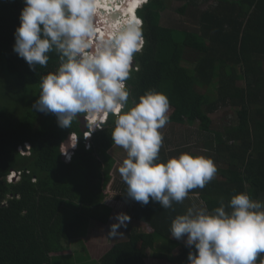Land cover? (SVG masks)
Instances as JSON below:
<instances>
[{"label": "trees", "instance_id": "1", "mask_svg": "<svg viewBox=\"0 0 264 264\" xmlns=\"http://www.w3.org/2000/svg\"><path fill=\"white\" fill-rule=\"evenodd\" d=\"M104 4L99 22H108L112 8L114 14L122 7L119 20L138 7L135 0ZM23 6V0H0V264H73L67 255L71 242L85 244V258L98 264H147L149 252L159 264H188V252L195 249L170 235L172 219L186 205L174 204L175 211L151 200L141 205L127 197L122 180L112 199L130 202L131 220L150 232L134 226L100 248L88 241L91 224L107 225L113 211L106 190L116 165L110 152L116 146L110 134L114 117L86 139L87 114L62 129L55 115L33 108L42 76L55 71L59 60L50 53L47 68L33 71L13 51ZM136 15L143 21L145 46L136 57L139 71L127 82L132 97L149 89L166 94L169 124L198 123L202 144L192 147L203 146V155L218 168L210 183L189 195L197 194L209 210L240 191L264 200V0H148ZM221 110L230 115L219 130L210 116ZM72 135L77 144L66 161L62 147ZM25 145L29 150L22 154ZM189 147L185 141L174 144L176 152L169 155ZM169 157L161 150V160ZM13 173L18 179L9 181Z\"/></svg>", "mask_w": 264, "mask_h": 264}, {"label": "clouds", "instance_id": "2", "mask_svg": "<svg viewBox=\"0 0 264 264\" xmlns=\"http://www.w3.org/2000/svg\"><path fill=\"white\" fill-rule=\"evenodd\" d=\"M147 2L139 0L134 6L142 4L139 10ZM23 5L13 51L33 71L38 65L47 68L50 53L59 60L55 71L42 76L33 108L55 115L62 129L87 114L90 136L113 116L112 142L126 152L118 171L128 198L141 205L151 200L175 211L174 204H182L217 176L211 157L181 152L160 158L170 100L154 89L133 98L127 86L133 71H139L136 57L145 46L137 10L136 16H121L101 32L96 17L104 0H23ZM72 136L74 148L77 138L73 141ZM201 205L188 207L170 224L171 238L195 249L188 252V264H264V200L240 191L227 203L221 198L212 210ZM130 219L126 213L117 214L108 236L123 235L119 230Z\"/></svg>", "mask_w": 264, "mask_h": 264}, {"label": "rangeland", "instance_id": "3", "mask_svg": "<svg viewBox=\"0 0 264 264\" xmlns=\"http://www.w3.org/2000/svg\"><path fill=\"white\" fill-rule=\"evenodd\" d=\"M209 5H210V3L203 4V5H201L200 8L206 9ZM139 7L140 6H138L137 8H139ZM175 7L176 8L179 7L178 2L173 4V8H175ZM135 11H134L133 15H135ZM106 17H109V16H106ZM97 22H99V21H97ZM185 22L187 25H189L188 29L194 30V26L191 24L192 22L188 21L187 17L185 18ZM105 27H106V25H105ZM228 115H230L229 110H221V111L215 113L214 115H212L210 117L213 120V123L216 125V128L221 130L222 128H220V127L222 126L223 120L226 117H228ZM88 122H91V118H89ZM162 132H163L164 137H165L162 150L168 156H177V155H169V153L171 152V154L172 153L175 154L176 151L174 149V144H179L182 141L183 142L185 141L186 144L189 143L191 146L188 148L187 152H191V153L197 154V155H203L204 151H206L203 148V146L200 148L201 151L193 148L194 146L197 145V143L202 144L201 139L198 138V134H199L198 123H194L192 125L187 124V123H185L184 125L168 124L164 129H162ZM200 134L203 135L202 140L205 141V138L207 135L204 136V133H200ZM166 140H169L170 142H173V143H170L171 144L170 145V144L166 143ZM65 150H66L65 146H63L62 151H65ZM110 152L116 160V165H115V167L111 173L112 181L109 183L108 189L106 190V192L109 193V197L106 201H107V204L112 207L113 211L111 212L110 219H109V222L107 225L91 224V226L89 228L88 241L92 242L96 246V248L104 247V246H107L108 244H111V243H114L116 241L121 240L125 236L126 231L129 228H132L134 226L138 227L141 231H144V232H148L150 229L145 224H134L135 222H133L130 219V221L126 222L127 227L126 228L121 227V229L119 230L120 232L123 233V235H121L119 238L118 237L117 238H110L108 236V232L110 230V225L116 222V220H115L116 215L119 213H126L130 216L129 213H130V209L132 207L130 202L125 201L124 203H117L112 199V197L114 195L113 190H115V188H116V191L119 190L118 185H120L119 182L122 180L120 175H119L118 169H119V166L121 165L122 161L126 158V152L123 151V149L118 147V146H114V148H112ZM22 153L27 154V151L22 152ZM17 179H18V177L16 178V180ZM173 240L175 242H177L178 245L179 244L185 245L183 240L178 241L174 238H173ZM84 243H86V242H84ZM84 245L80 242H77V243L71 242L70 246L67 248V255L74 260L73 264H85V263L98 264V262L95 259H92V258L90 259L89 257H88V259L85 258V256L87 254H85V252L82 251V248ZM147 256H148L147 260H146L147 264H159V262H156L151 257L150 252L147 254Z\"/></svg>", "mask_w": 264, "mask_h": 264}, {"label": "bare ground", "instance_id": "4", "mask_svg": "<svg viewBox=\"0 0 264 264\" xmlns=\"http://www.w3.org/2000/svg\"><path fill=\"white\" fill-rule=\"evenodd\" d=\"M120 1H122L126 5L129 0H120ZM121 8H122L121 6L119 8H116L114 14H112L111 11L109 10L108 22H105L104 20L98 22L101 32L104 30L105 25L107 26V23H109V22L115 23V21H118V17L116 16V14L118 13L119 9H121ZM136 9H137V7H135V10ZM97 18H99V16L96 17V21H97ZM72 139H73V141H75L74 138H72Z\"/></svg>", "mask_w": 264, "mask_h": 264}, {"label": "crops", "instance_id": "5", "mask_svg": "<svg viewBox=\"0 0 264 264\" xmlns=\"http://www.w3.org/2000/svg\"><path fill=\"white\" fill-rule=\"evenodd\" d=\"M199 150L201 151V149H199ZM204 152H206V151H204ZM201 202H203V201L200 199V197L197 194H192V195H189V197L183 202V204L186 205L187 208L190 207V206H192V205H196V206L199 207V206H202L201 205ZM203 205L205 206V203L204 202H203ZM148 232H150V229H149ZM179 245H184V244H179ZM184 246H186V245H184Z\"/></svg>", "mask_w": 264, "mask_h": 264}, {"label": "built area", "instance_id": "6", "mask_svg": "<svg viewBox=\"0 0 264 264\" xmlns=\"http://www.w3.org/2000/svg\"><path fill=\"white\" fill-rule=\"evenodd\" d=\"M89 118H90V117L88 116L87 119H89ZM89 123H92V120H91V122H89ZM90 127H91V126H90ZM90 131H93V130L90 129ZM88 135H89V134L86 133L84 137H85L86 139H88V137L90 136V135H89V136H88ZM86 136H87V137H86ZM73 138H74V140H76L75 137H73ZM70 148H73V147L71 146ZM62 149H63V147H62ZM28 150H29V146H26L25 151L28 152ZM20 151L22 152V149H20ZM63 157H64V159H65L66 161H69V160H70V153H69V151H68L67 149H66L65 151H63ZM12 175L15 176V174H12ZM13 176H11L10 180L12 179ZM16 176H17V175H16ZM16 176H15V177H16ZM16 178H17V177H16Z\"/></svg>", "mask_w": 264, "mask_h": 264}, {"label": "water", "instance_id": "7", "mask_svg": "<svg viewBox=\"0 0 264 264\" xmlns=\"http://www.w3.org/2000/svg\"><path fill=\"white\" fill-rule=\"evenodd\" d=\"M70 143H71V141H70V137L68 138V140L66 141V143H65V148L66 149H69L70 148ZM22 150H24L25 151V146L22 148ZM64 158V157H63ZM15 176H16V174H15ZM17 177V176H16ZM16 177H13L12 178V181H15L16 180Z\"/></svg>", "mask_w": 264, "mask_h": 264}, {"label": "snow or ice", "instance_id": "8", "mask_svg": "<svg viewBox=\"0 0 264 264\" xmlns=\"http://www.w3.org/2000/svg\"><path fill=\"white\" fill-rule=\"evenodd\" d=\"M139 2V0H135V3H138Z\"/></svg>", "mask_w": 264, "mask_h": 264}]
</instances>
